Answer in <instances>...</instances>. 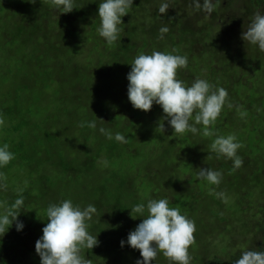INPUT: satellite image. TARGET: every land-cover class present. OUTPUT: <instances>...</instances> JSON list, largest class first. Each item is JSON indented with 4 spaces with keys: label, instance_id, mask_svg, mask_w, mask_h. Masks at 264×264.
Instances as JSON below:
<instances>
[{
    "label": "trees",
    "instance_id": "16d2710c",
    "mask_svg": "<svg viewBox=\"0 0 264 264\" xmlns=\"http://www.w3.org/2000/svg\"><path fill=\"white\" fill-rule=\"evenodd\" d=\"M214 1L207 14L192 0H133L109 45L97 32L101 0H74L66 14L51 0H0V145L15 155L0 169L6 178L0 211L20 190L24 198L17 217L23 229L14 222L0 234V264H40L35 243L46 208L65 199L97 209L87 230L98 246L80 251L89 264L142 259L139 250L120 246L144 218L131 217L130 209L161 198L195 224L191 264H236L243 251L264 252V52L241 39L254 14L264 13V0H239L248 14L229 0ZM162 2L169 4L163 15ZM153 51L188 57L177 70L185 85L200 78L227 90L207 129L174 134L160 106L133 108L130 64ZM93 120L95 130L80 127ZM101 127L127 142L107 139ZM229 134L242 145L238 169L211 150L216 137ZM207 167L222 173L218 186L197 178ZM212 190L224 192L227 202L209 195ZM153 264L169 261L159 253Z\"/></svg>",
    "mask_w": 264,
    "mask_h": 264
},
{
    "label": "clouds",
    "instance_id": "9594fccd",
    "mask_svg": "<svg viewBox=\"0 0 264 264\" xmlns=\"http://www.w3.org/2000/svg\"><path fill=\"white\" fill-rule=\"evenodd\" d=\"M36 3V0H29ZM214 0H192L196 10L210 14L213 11ZM53 7L60 13L73 11L74 0H51ZM133 5V0H101L98 6L100 25L98 35L109 45L119 38L122 17L126 16ZM169 9L167 2H162L158 13L166 14ZM169 32L168 27L159 29L160 38ZM241 39L250 45L258 47L264 52V13L256 12ZM174 51V50H173ZM188 57L160 51H153L150 55L140 54L131 62V71L127 74V96L134 109L144 112L151 110L153 104L161 107L174 134L186 132L197 134L196 125L205 129L215 122L225 105L228 93L223 87H215L206 79L197 78L187 86L177 79V70L186 68ZM231 107V105H229ZM191 121V123H190ZM5 121L0 117V127ZM96 129V122H82L80 127ZM2 129H0L1 133ZM99 133L109 140L126 143V138L119 132L113 136L112 132L103 127ZM210 133L205 130L204 135ZM242 145L237 142L235 135L218 136L211 144V150L217 158L225 157L232 161L233 169L242 166L243 160L237 152ZM15 159L9 145H0V169L6 167ZM106 163V161H105ZM197 178L205 180L211 185L218 186L222 180V173L210 168H201ZM5 176L0 172V191L6 188ZM20 190L18 197L0 211V234H5L14 222L17 231L24 225L17 221L19 210L24 205V198ZM209 195L227 202L224 192L212 190ZM167 198L148 199L145 203H138L130 209V215L135 213L142 218V222L131 231L127 241H121L135 250H139L142 259L136 264H153L159 253L168 259L169 264H191L189 247L194 242L195 224L179 208L169 206ZM97 209L89 204L84 208L74 205L70 199L59 203H51L46 208L47 223L42 228V236L35 243V251L40 258V264H89L80 255L82 248L93 249L98 246L97 236L88 232V221H91ZM146 214V215H145ZM236 264H264V252L246 250L241 253Z\"/></svg>",
    "mask_w": 264,
    "mask_h": 264
},
{
    "label": "rangeland",
    "instance_id": "374dc122",
    "mask_svg": "<svg viewBox=\"0 0 264 264\" xmlns=\"http://www.w3.org/2000/svg\"><path fill=\"white\" fill-rule=\"evenodd\" d=\"M229 1L232 2V5H233V6H236L237 10H238L240 13H242L240 10L243 8V5H238L239 0H229ZM214 2H215V1H214ZM227 11H228V10H227ZM220 13H224V12H220ZM251 54H252V55H255V51H254V53H253V51H252ZM235 62H236V60L232 59V63H235ZM235 66H236L235 69H240L236 63H235ZM256 66H258V64H257V63H254V64H253V67H256ZM231 233H232V235H234V231H232ZM196 251H198V246H196V247L194 248V252H196Z\"/></svg>",
    "mask_w": 264,
    "mask_h": 264
},
{
    "label": "flooded vegetation",
    "instance_id": "af4514ba",
    "mask_svg": "<svg viewBox=\"0 0 264 264\" xmlns=\"http://www.w3.org/2000/svg\"><path fill=\"white\" fill-rule=\"evenodd\" d=\"M242 13H244V14H248L247 13V8L244 6L241 10H240Z\"/></svg>",
    "mask_w": 264,
    "mask_h": 264
}]
</instances>
